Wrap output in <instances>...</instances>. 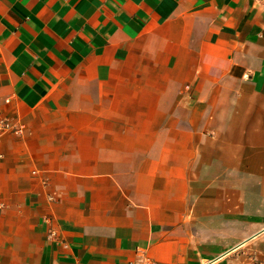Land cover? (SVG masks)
I'll use <instances>...</instances> for the list:
<instances>
[{
    "label": "crops",
    "instance_id": "1",
    "mask_svg": "<svg viewBox=\"0 0 264 264\" xmlns=\"http://www.w3.org/2000/svg\"><path fill=\"white\" fill-rule=\"evenodd\" d=\"M0 119V264H264L260 0H0Z\"/></svg>",
    "mask_w": 264,
    "mask_h": 264
},
{
    "label": "built area",
    "instance_id": "2",
    "mask_svg": "<svg viewBox=\"0 0 264 264\" xmlns=\"http://www.w3.org/2000/svg\"><path fill=\"white\" fill-rule=\"evenodd\" d=\"M263 4H264V0H260ZM7 103H9V101H6ZM18 133L20 134L22 132V128L20 129H15L13 127V122L12 120H1L0 119V134L1 135H6V134H9V133Z\"/></svg>",
    "mask_w": 264,
    "mask_h": 264
}]
</instances>
